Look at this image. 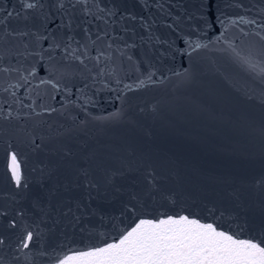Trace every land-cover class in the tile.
Instances as JSON below:
<instances>
[{"label": "water", "instance_id": "obj_1", "mask_svg": "<svg viewBox=\"0 0 264 264\" xmlns=\"http://www.w3.org/2000/svg\"><path fill=\"white\" fill-rule=\"evenodd\" d=\"M160 3L164 6L163 12L155 7L151 12L157 20L154 32L161 43L153 40L151 47L143 44L133 50L134 62L116 54L115 63L108 65L109 71L116 70L115 76L107 73L98 76L99 69L92 61H87L91 73L78 62L71 64L62 70L71 76L66 82L71 86L72 95L61 93L52 99V90L42 85L36 89L40 97L32 93L36 100L35 112L23 107L31 101L24 89L19 90L23 104H12L13 118L0 120V207L11 212L20 206L17 201L24 202L8 168L9 145L18 154L24 178L34 181L37 173L33 169L46 159L43 152L33 151L31 141L35 139L37 143L43 140L48 147L64 145L77 152L83 146L114 167L124 162L138 169L130 173L132 176L141 175L151 165L167 196V199L158 198L145 209L153 217L184 212L199 217L202 222H216L219 228L231 229L241 237L264 232V217L237 207V204L255 207L261 195L255 184L264 176V103L261 102L264 80L259 75L264 61L256 63L264 51V40L252 34L245 36L240 29L249 33L264 32V29L230 23L239 15L255 18L259 23L262 17L258 12L264 9V0H222L224 27L228 29L226 37L234 42L239 57L220 39L221 26L201 34L196 29L199 21L188 19L199 8V0H160ZM235 3H242L244 8L235 7ZM0 7L10 9L18 7V3L0 0ZM91 10L101 16V20L85 25L91 28L93 39L97 27L107 28L110 33L114 30L119 36L124 35L121 27L127 25L146 35L138 23L121 19L126 13L148 18L139 0H98ZM109 11L115 15H109ZM169 11L171 17L163 14ZM173 18L180 23L178 28L174 25L175 30L164 26V22L173 23ZM189 39L208 47L192 52L191 56L176 54L178 49L187 47L185 41ZM217 39L220 43H216ZM97 43L104 47V41ZM250 49L255 56L250 55ZM241 58H247L250 63H244ZM252 64H256L254 70ZM149 72L156 73L155 84L134 91L124 89L125 83L135 84L139 79H146ZM40 75L47 73L41 70ZM117 77L121 80L119 84L115 82ZM13 82L0 80V101L12 102L3 88ZM38 84L39 79L34 80L32 87ZM41 105L55 107L57 111L49 114ZM2 106L6 113L7 104ZM116 113L120 117L110 119ZM234 190L239 192L240 201L229 195ZM135 221L133 216H122L118 207L109 208V216L104 221L97 219L83 233L73 232L71 228L65 232L61 227L49 231L51 226L39 224L38 220L37 228L29 219L26 222L42 233L43 247L38 246L19 261H13L10 248L0 250V256L5 264H51L40 255L41 251L51 254L52 246L63 244V250L58 248L63 255L72 248L98 245L104 242L101 234L115 237ZM3 234L9 235L6 228Z\"/></svg>", "mask_w": 264, "mask_h": 264}, {"label": "snow or ice", "instance_id": "obj_2", "mask_svg": "<svg viewBox=\"0 0 264 264\" xmlns=\"http://www.w3.org/2000/svg\"><path fill=\"white\" fill-rule=\"evenodd\" d=\"M17 3L18 7L10 9L0 7V80L14 81L3 88L12 102L0 101V120L13 118L12 104H23L18 95L20 89H24L26 98L31 101V104H23V107L31 108L33 112L36 100L32 98V93L40 97L41 93L36 89L42 85L52 90V99L61 93L71 96V86L66 82L71 76L62 70L71 64L78 62L91 73L92 68L87 61H92L94 67L99 69L98 76L106 73L115 76L116 70L113 68L109 71L108 65L115 63L116 54L134 62L133 50L143 44L151 47L153 40L161 43L154 32L157 20L152 18L155 14L151 12L153 7L163 12L164 6L160 0H139L143 11L148 13L147 19L144 15L127 13L121 17L138 23L146 35H140L134 27L127 25L121 27L124 35L119 36L114 30L110 33L107 28L101 30L97 27L94 39L91 28L85 25L101 20V16L91 10L98 0H17ZM221 3L222 0H199V8L188 19L199 21L196 29L201 34L214 30L217 25L221 26L220 39L239 57L234 42L227 40L228 29L224 27ZM235 7L243 9L244 5L235 3ZM100 12L103 13L104 9H100ZM163 14L172 16L170 11ZM109 15L114 16L115 12L109 11ZM258 15L262 17L259 23L255 18L244 15L231 19L230 23L232 26L255 25L257 29H264V9H260ZM103 22L108 23L107 19ZM174 25L175 28L180 26L177 18H173L171 24L164 22L169 29L175 30ZM240 31L245 36L252 34L264 40V32L249 33L243 28ZM220 39L216 43H220ZM98 41H104V47H99ZM185 43L187 47L178 49L176 54L191 56L192 52L208 47L191 39ZM250 55L255 56L256 53L250 49ZM259 55L256 63L264 61V51ZM241 59L246 64L250 63L247 58ZM251 67L254 70L256 64ZM41 70L47 75H40ZM136 70L139 71L138 64ZM155 75V72H149L146 79H139L135 84L125 83L124 89L134 91L147 84H155ZM259 75L264 80V64ZM37 79L39 84L33 88L32 83ZM115 82L121 83L120 78L117 77ZM261 102L264 103V100ZM3 104H7L6 113ZM44 110L49 114L57 111L55 107H44ZM120 115L116 113L110 119H118ZM31 145L33 151L43 152L46 157L33 169L37 173L34 181L24 178L18 154L9 145L8 168L15 188L20 190L18 195L23 196L24 200L23 203L17 201L20 206L11 212L0 207V250L13 249V261L21 260L38 246L43 247L40 244L42 233L26 222L29 219L37 228L39 224H44L51 226L49 231L61 227L65 232L71 228L73 232L78 230L83 233L97 219L104 221L109 216V208L118 207L122 216L136 218L133 226L121 230L112 238L101 234L104 242L98 245L72 248L60 255L58 248H64L61 244L52 246L51 254L41 251L40 255L51 264H264V232L241 237L231 229L219 228L216 222H202L199 217L184 212L154 217L145 213V209L157 202L158 198L167 199L160 178L151 165L145 167L141 175L132 176L130 173L138 169L124 162L114 167L111 162L98 158L83 146L77 152L64 145L48 147L43 140L37 143L33 139ZM255 187L261 194L255 207L242 204H237V207L264 217V176L258 179ZM229 195L236 201L241 200L238 191L234 190ZM4 218H7L6 225ZM5 228L8 236L3 234ZM0 264H5L2 256Z\"/></svg>", "mask_w": 264, "mask_h": 264}]
</instances>
